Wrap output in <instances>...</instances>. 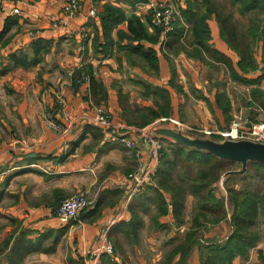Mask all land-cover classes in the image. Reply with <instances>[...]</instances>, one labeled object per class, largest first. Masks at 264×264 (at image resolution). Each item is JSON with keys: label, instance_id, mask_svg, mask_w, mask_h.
Wrapping results in <instances>:
<instances>
[{"label": "crops", "instance_id": "obj_1", "mask_svg": "<svg viewBox=\"0 0 264 264\" xmlns=\"http://www.w3.org/2000/svg\"><path fill=\"white\" fill-rule=\"evenodd\" d=\"M63 1L18 0L13 3L7 0L0 10V31L7 19L14 21L8 32L11 37L9 43L0 48V246L4 242L1 244V241L10 234L12 225L19 228L17 235L14 234L8 246L0 252V264H11L7 256L21 233L34 241L47 231L58 232L67 227L68 230L59 235L50 253L31 251L21 242L19 256L17 253L12 264H67L65 257L68 254L77 264H101V256L91 254L102 244L109 243V232L120 222L129 221L131 215L128 206L153 173L155 166L150 156L148 138L164 140L159 131L171 128L158 120L145 127L143 133L126 126L121 120L117 102L119 91L128 96L131 105L136 103L144 107L150 106L151 102L139 97L140 89L135 81L165 88L170 94L172 116H175V88L169 86L171 81L182 85L188 96L185 84H192L208 103L214 104L216 90L212 88L210 93H206L202 87L207 66L183 54L172 59L165 57L162 51L163 36L155 45L141 42L157 53V78L140 68L144 65L140 59L127 57L125 50H118L116 45L111 47L108 56L101 52L103 36L99 16L104 6L108 4L120 9L126 17H139L147 31L153 33L154 28L148 21V2L151 0L135 5L127 0H80L81 10L71 20L70 30H52L51 23L60 17ZM13 8H17L21 14L12 15ZM91 11L93 16H90ZM207 23L210 48L229 57L234 65L238 57L221 37L217 21L211 17ZM118 30L127 32V23L123 22L113 29L114 42L117 41ZM38 39L49 42V51L38 64L25 68L19 59V52L27 55L25 63L30 65L33 58L31 45ZM126 44V40L119 42V46ZM11 54H16L19 61H10ZM213 63L214 67L221 66ZM81 67L89 69L94 78L106 87L107 100L104 104L94 105L87 101L88 82L82 85L70 82L66 72ZM4 68L9 70L3 71ZM56 93H60L64 101V107L59 109H53ZM97 108L104 109L113 116L115 123L124 124L129 129L103 132L89 124L85 116L92 115ZM63 111L72 121L62 117ZM48 113L54 115L53 121L46 118ZM201 126H207V117L201 118ZM126 141L133 144V149L126 147ZM150 169H153L152 172L146 176ZM129 175L142 177V183L136 187L135 180ZM113 190L120 193L117 200L105 196ZM80 192L90 199L91 206L87 213L98 207L99 216L94 222L88 223L79 217L74 222L61 224L52 217L53 207ZM111 200H116V203L110 204ZM192 200L188 196L185 207H191ZM155 211L150 204L146 212L134 209L141 220L138 231L140 245L143 244L140 260L153 263L163 259V246L166 244L168 250V240H174L177 236L175 233L178 230L185 232L190 224L188 215L184 216L185 224L177 227L169 210L166 216L158 219L161 228L151 230V218ZM229 234L228 222L205 226L202 244L191 249L187 264H199L203 243L221 242ZM134 238L138 239V235ZM117 239L121 242V239L127 238L118 235ZM50 240H46L48 245L51 244ZM64 241L66 247L62 255L60 251ZM260 246L251 251L247 259L236 257L232 264H262L264 251ZM124 255L120 257L115 254L113 259L119 264L121 261L126 264L127 257Z\"/></svg>", "mask_w": 264, "mask_h": 264}, {"label": "trees", "instance_id": "obj_2", "mask_svg": "<svg viewBox=\"0 0 264 264\" xmlns=\"http://www.w3.org/2000/svg\"><path fill=\"white\" fill-rule=\"evenodd\" d=\"M131 5L145 2V0H127ZM237 6L239 12L254 13V18L246 32L234 33L227 27L224 20L230 23V15L220 17L213 0H186L184 9L180 12V18L174 24L172 30L165 36L162 45L165 57L168 55L178 56L183 54L186 58L197 60L207 67H214V63L221 64L230 79L246 87L254 86L251 92V105L259 102V107L264 110V67L259 69L254 56V44L261 42L264 45V0H229ZM256 13V14H255ZM263 16L262 19L260 16ZM213 17L219 26L220 34L234 52L238 60L233 65L232 60L213 50L209 46L211 40L208 21ZM102 29L103 44L101 52L104 56L111 54V47L116 45L117 49L125 50L127 57L136 56L144 63L141 69L152 76H158L157 53L150 47H145L141 42L155 45L159 42L161 31L154 28L153 33L147 31V27L139 17L131 15L126 17L124 12L111 5L106 4L99 16ZM150 22V15L148 18ZM12 19H7L0 31V48L6 46L10 41L9 29L13 24ZM127 23V32L117 31V41L114 42L113 29L119 24ZM151 24V22H150ZM189 36L188 41L185 40ZM127 41L124 46L119 42ZM33 58L29 64L25 63L27 55L19 52V59L22 66L27 68L35 66L42 60V56L49 51V42L36 40L32 45ZM16 54L9 56L10 61H19ZM210 59L211 61L209 62ZM264 66V65H263ZM9 68H4L7 71ZM260 70L261 74L254 79H245L242 75ZM77 76L84 74L88 78L87 101L94 105L104 104L107 100V89L100 81L96 80L89 69L79 68L75 73ZM140 88V96L151 102L150 106L132 107L129 98L122 92L117 93V102L121 111V120L126 126L142 129L149 126L155 120L167 118L172 114L171 98L169 91L162 87L153 86L145 81H135ZM169 86L179 90L173 81ZM205 99V98H204ZM260 99V101H259ZM206 100V99H205ZM207 101V100H206ZM214 103L223 117L219 122L220 128L226 127L231 119V102L226 92L215 93ZM162 147L155 170L149 177V182L144 183L138 194L135 195L128 206L131 218L129 221L120 222L109 232V241L113 243V251L116 253L119 248L118 235L125 238L136 237L141 228V220L134 212L139 208L144 212L148 211V204L155 207V214L151 218L153 229L161 228L158 219L171 213L174 224L181 227L185 224L184 209L188 196L192 197V213L190 224L184 232L183 238L168 243L170 248L166 251L160 264H187L186 260L190 251L195 245L202 244L203 230L205 226H215L222 222H228L230 234L218 243H203L199 264H232L236 257L247 259L251 249L259 243V234L256 230L261 223L264 224V166L249 162L241 179L239 189L229 188L224 192L225 198L217 190L223 175H225L232 162L225 161L214 155L197 149L187 148L178 144H169ZM120 195L117 190L106 193V197L116 198ZM113 200V205L116 203ZM99 210L94 207L88 213L83 211L80 214L82 220L92 223L97 219ZM68 230L47 231L39 235L34 241L28 240L25 233H21L16 239L12 250L7 256L9 262L15 263L14 259L21 248V242L29 246L31 251L50 253L54 250L59 235ZM51 239L48 245L46 240ZM11 238L3 243L6 248ZM1 252V250H0ZM19 256V253H18ZM177 258V259H176ZM264 264V258L261 259ZM101 264H119L113 257L101 255ZM120 264H124L122 261Z\"/></svg>", "mask_w": 264, "mask_h": 264}, {"label": "rangeland", "instance_id": "obj_3", "mask_svg": "<svg viewBox=\"0 0 264 264\" xmlns=\"http://www.w3.org/2000/svg\"><path fill=\"white\" fill-rule=\"evenodd\" d=\"M9 1H12V0H9ZM17 1L13 2V3H17ZM65 1L66 0L63 1L62 7H64ZM213 1L216 3V6L219 8L218 13H219L221 18H223L224 15H230V23L228 21L224 20V23L226 24L227 27H233L230 29H232L234 31V33H237L238 35L246 32L247 28L250 26V24L252 22V19L254 18V13L250 12V13L242 14L241 12H239L237 6L232 5L229 0H213ZM11 11H12V9H11ZM20 14H21V12H20ZM62 15H63V13H62V8H61L60 17H58L57 19H55L51 23V29L52 30H70V25H68L67 28L66 27H58V28L54 29L52 27L53 24L59 22V20L62 18ZM262 17L263 16L261 15L260 18L262 19ZM160 36H162V35L160 34ZM187 39H189L188 35L185 37L186 41H188ZM253 50H254L255 59H256L257 63H259V69H260V68L264 67L263 66L264 65V45L261 42H258L256 44H254ZM168 56H170L171 59H172V57L173 58L175 57V56H171V55H168ZM138 62H139V65H141V62L140 61H138ZM215 67L214 68H208V67L205 68L204 74H203L204 78H202V76H201V78L203 80L202 81V87L204 88V91L206 93H210V91H212V88H214L217 93L226 92V94H227V96L231 102V119H230V121L226 127L220 128L218 125L219 122L223 121V117L220 114L219 110L216 108L215 103L214 104L208 103L203 98V94L200 92V90L195 88L190 83L185 84L187 92L190 96H188L187 93L185 91H183L182 85L177 84V86L179 87V90L175 88V90H174L175 94L173 97L174 98L173 102H174V108H175V111H174L175 116H172L173 115V112H172L171 116H169L167 118L157 119L158 122H161L163 124H168L171 126L172 129L179 130V132H182V134L185 137H187L188 139L200 140V141L209 140V141H213L216 143H219V141L221 140L219 137V133H221L222 131L228 130L230 128V126L232 125V123L235 121L237 116H242L244 119H246L247 121H251L252 123L264 122V110L259 107V102L255 103V105L250 104L251 92L255 87L254 86L246 87V86H244L238 82H234L233 80L230 79L229 75L227 74V72H225L223 67H221V66H218L216 68ZM71 72H72V74H73V72L75 74L76 71L73 69H70L66 72L67 77L69 78L70 82H71V79H70L71 77H69V75L71 74ZM260 74H261L260 70H257L254 72H249L247 75H242V77L245 79H250V78L254 79L257 76H259ZM80 75H84V74H80ZM154 77L157 78V76H154ZM263 87L264 86L262 84L260 86V88L263 89ZM139 97L142 98L140 96V92H139ZM143 100H145V99H143ZM259 101H260V99H259ZM132 105L131 106L134 107L137 104L132 103ZM138 106H140V105H138ZM62 107H64L63 97L60 95V93H56L55 103H54L53 109H56V108L59 109ZM203 116L207 117V126L206 127L201 126V118H203ZM47 118L50 119L51 121H53L54 115H49V117H47ZM69 121H70V117H69ZM171 121L177 122L180 127H178V126L173 127L172 126L173 122H171ZM131 128H135V127H131ZM136 130H144V128H142V129L136 128ZM204 132H210L211 135L204 134ZM157 140L160 142V145H161L160 149L162 147L166 148L165 145L170 144V143H167L166 139H164L165 141L161 140V139L160 140L157 139ZM160 149H159V151H160ZM159 151L157 152V161H158V157H159ZM156 164H157V162H156ZM156 164H155V166H156ZM154 170H155V167H154ZM243 174H244V172H243L241 166L238 163H233L230 166L229 171L225 175L222 176L219 184L217 185V190L220 194L222 193V195L224 196L227 206L229 204H228L227 198H226L227 194L224 192V190L226 188L227 189H229V188L239 189L241 186V179L243 177ZM80 193H83V192H80ZM192 210H193L192 204H191V207H185L184 212H183L184 216H188V215L191 216ZM72 222H74V221H72ZM69 223H71V222H69ZM18 229L19 228L15 227V225L14 226L12 225V230H11L10 234L7 235L6 238H4L1 241V244L3 241H6L10 237L12 239L14 234L16 236L17 235L16 232L18 231ZM256 230L258 231V234L260 237L259 238L260 240H259V243L257 244V246L261 245L260 248L262 251H264V224L260 223L257 226ZM137 235H138V239H135L134 237H129L127 239H121V242L118 240L119 248H118V250H116L117 251L116 253L113 251V248H114L113 243H111L109 241V243L112 246V254L108 255V256L115 257V254H117L118 256L122 257L123 253H125L124 256L127 257L125 260L126 264H160L159 261L156 263H153L152 261L150 262V260H144V261L140 260V257L142 255L141 253H142L143 244L140 245L139 232ZM175 235H177V236L174 237L173 239L180 241L183 238L184 232H180L178 230L175 233ZM142 236H144L143 233H142ZM127 240H129V242ZM170 241H173V240L169 239L168 242H170ZM62 244H61L62 247H61L60 252L63 255V252H64L65 247H66L65 241H64V243L62 242ZM195 246H197V245H195ZM169 248H170V246L168 247V249ZM255 248L251 249L250 252L255 251ZM0 250L1 251L3 250V244L0 246ZM166 250H167V246L165 244L163 246L162 257H164ZM60 252L58 253V255L60 254ZM90 260L91 259H89V261ZM65 261L67 262V264H77L70 257L69 254L67 255V257H65ZM117 261H119V259H117ZM186 263H187V260H186Z\"/></svg>", "mask_w": 264, "mask_h": 264}, {"label": "built area", "instance_id": "obj_4", "mask_svg": "<svg viewBox=\"0 0 264 264\" xmlns=\"http://www.w3.org/2000/svg\"><path fill=\"white\" fill-rule=\"evenodd\" d=\"M6 0H0V10L3 8V3ZM17 0H12L16 2ZM150 9V22L153 27L161 31V35L165 38L166 34L170 32L174 24L180 18V12L185 6V0H165V1H149L148 2ZM183 6V7H182ZM182 8V9H181ZM81 4L80 0H66L64 7H62V18L58 23L53 24V28L58 27H68L71 20H73L80 12ZM12 15L19 16L20 11L17 8L12 9ZM93 11L90 12V16H93ZM72 83L74 85H82L88 82V78L85 75L71 74ZM52 115L48 113L46 118ZM65 120L69 121V117L65 111H63V116ZM86 121L98 128L103 132H109L111 130H127L129 127H126L124 124L115 123L113 116L106 112L102 108H97L92 115L85 116ZM72 121V119L70 120ZM173 122V121H171ZM172 126H179L177 122H173ZM137 132L143 133L144 130H136ZM204 134L211 135L210 132H204ZM221 140L226 141H249L253 143H259L264 145V122H255L247 121L242 116H237L235 121L232 123L228 130L222 131L219 133ZM150 144V156L153 160L155 166L157 162V152L159 151L161 145L160 142L155 138H148ZM128 149H133V144L129 141L125 142ZM153 169L146 172V176L152 172ZM132 179L135 180L136 187L142 183V177L129 175ZM91 202L87 198L85 193H77L73 196L66 198L59 202L58 205L52 208L51 215L56 218L61 224H67L72 221H76L80 214L83 211H86L90 208ZM112 246L110 243L106 242L102 244L95 252L91 255L95 257H100L101 255H111Z\"/></svg>", "mask_w": 264, "mask_h": 264}, {"label": "water", "instance_id": "obj_5", "mask_svg": "<svg viewBox=\"0 0 264 264\" xmlns=\"http://www.w3.org/2000/svg\"><path fill=\"white\" fill-rule=\"evenodd\" d=\"M159 134L172 144L208 152L219 159L238 163L243 172H245L249 162H256L264 166V145L259 143L226 140H220L219 143H216L209 140H192L185 137L179 130L171 128L162 129Z\"/></svg>", "mask_w": 264, "mask_h": 264}]
</instances>
